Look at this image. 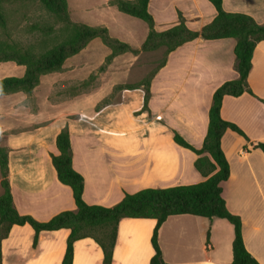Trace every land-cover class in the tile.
I'll list each match as a JSON object with an SVG mask.
<instances>
[{
    "label": "crops",
    "instance_id": "obj_1",
    "mask_svg": "<svg viewBox=\"0 0 264 264\" xmlns=\"http://www.w3.org/2000/svg\"><path fill=\"white\" fill-rule=\"evenodd\" d=\"M223 7L264 23V0H223ZM76 10L77 21L104 25L134 47L149 33L144 20L121 12L110 0H81ZM148 10L158 31L177 24L180 15L188 27L201 30L217 15L209 0H150ZM235 46L233 37H198L170 52L151 81L146 110L143 87L115 89L131 82L140 53L115 56L107 80L88 79L111 53L100 38L67 58L61 70L42 75L32 92L0 95V146L7 149L8 180L18 211L46 221L76 209L73 191L59 180L52 160L59 153L57 135L65 126L88 204L110 207L126 193L205 180L195 167L198 155L178 144L174 135L178 132L202 147L215 90L239 76ZM25 73V65L0 62V79ZM248 82L253 94L227 95L222 103V117L247 136L227 129L222 137L231 171L223 197L228 209L242 218L246 248L264 264V152L251 145L264 141V40L254 49ZM105 99L108 103L100 106ZM1 179L0 170V194ZM156 224L155 218L123 217L112 264H150ZM35 234L30 224L13 225L2 240V264H63L70 229L42 230L36 244ZM234 236L229 220L193 214L170 215L159 230L168 264H231ZM73 264H104L102 246L90 236L76 240Z\"/></svg>",
    "mask_w": 264,
    "mask_h": 264
},
{
    "label": "trees",
    "instance_id": "obj_2",
    "mask_svg": "<svg viewBox=\"0 0 264 264\" xmlns=\"http://www.w3.org/2000/svg\"><path fill=\"white\" fill-rule=\"evenodd\" d=\"M12 0H0V23L6 24L4 3ZM50 12L55 14L69 30L68 37L62 42L43 51L36 52L31 47L20 46L17 43L0 44V62L15 61L26 66V73L21 76H8L0 79V95L17 91L32 92L39 84L42 75L59 71L67 58L77 54L90 41L100 38L111 50L105 62L123 53L138 54L141 51H152L166 47V57L158 69L137 82H127L116 85L115 89H145L143 109H148L151 95V81L157 71L167 62L170 52L180 45L198 37L205 39H220L233 37L236 39L235 67L239 76L236 79L222 83L213 94L209 109V125L201 148H196L175 132V141L191 150L198 158L196 169L206 176V179L193 184L176 185L166 188H145L135 193H126L117 204L107 207L88 204L84 199V177L73 166V149L68 126H65L56 138L59 150L52 155L53 164L59 180L69 185L73 191L76 209L63 210L46 221H40L28 214H21L14 204L11 185L8 180L7 149L0 146L1 186L0 194V264H2V240L8 236L15 224H30L35 229L34 243L42 230L70 229L67 249L63 264H73L74 242L83 237H93L102 246L104 264H112L113 251L116 244L119 222L123 217H148L157 219L152 235L154 255L150 264H168L164 259L159 242V230L170 215L193 214L213 219L225 218L234 225L233 261L231 264H261L246 248L243 235L241 216L232 213L223 197V183L230 177V164L222 149L221 140L227 129H232L245 137L243 130L233 122L225 120L221 108L225 96H240L244 93L253 94L248 82L252 69V56L258 42L264 40V23H258L254 17L246 13L228 12L223 7V0H209L216 8V17L201 30L188 27L185 18L180 15V21L174 26L158 31L155 20L148 10L150 0H110L121 12L144 20L149 27L146 40L140 47L111 35L104 25H89L71 20L68 0H38ZM92 80V79H91ZM85 83V82H84ZM87 83V82H86ZM105 99L101 105L108 103ZM264 102V99H262ZM254 148L264 152V141H252ZM209 239V236H208Z\"/></svg>",
    "mask_w": 264,
    "mask_h": 264
},
{
    "label": "rangeland",
    "instance_id": "obj_3",
    "mask_svg": "<svg viewBox=\"0 0 264 264\" xmlns=\"http://www.w3.org/2000/svg\"><path fill=\"white\" fill-rule=\"evenodd\" d=\"M80 1L69 0L71 4V8L69 6L70 17L74 22H80L77 21L78 12L76 10ZM86 1L100 3L103 0ZM3 6L6 24L2 25L0 23V44L17 43L20 46L31 47L36 52H43L62 42L69 35V30L64 23L38 0H12L4 3ZM141 52H139L140 55L139 53L137 54L139 55L138 64L132 68L131 82L147 77L158 69L166 57L165 46L156 50ZM105 60L91 73L89 80L99 78L104 81L108 79L109 63H106Z\"/></svg>",
    "mask_w": 264,
    "mask_h": 264
}]
</instances>
